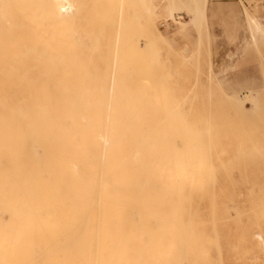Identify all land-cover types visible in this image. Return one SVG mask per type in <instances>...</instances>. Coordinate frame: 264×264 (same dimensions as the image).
<instances>
[{
    "label": "bare ground",
    "instance_id": "obj_1",
    "mask_svg": "<svg viewBox=\"0 0 264 264\" xmlns=\"http://www.w3.org/2000/svg\"><path fill=\"white\" fill-rule=\"evenodd\" d=\"M197 5L198 0H0V264H231L248 253L264 256L257 126L235 120L222 128L207 114L210 121L185 120L189 113H182L183 121L191 123H182L187 108L177 106L179 99L173 106L170 98L169 111L160 104L165 98L151 102L149 91L158 80L146 58L140 59L147 42L128 53L118 48L123 43L129 49L140 30L157 28V18L172 20L182 10L189 19L178 20L175 29L185 27ZM80 13L90 16L92 30L62 25ZM98 39L114 48L106 68L99 58L106 46ZM77 49L87 57L85 74L92 80L75 84L84 59ZM129 64L133 70L127 73ZM109 67L112 81L105 83ZM100 68L108 75L98 80ZM55 80L61 93L54 92ZM95 84L102 88L90 101ZM239 100L232 95L235 108ZM232 168L239 182L255 184L245 188L244 206L234 199Z\"/></svg>",
    "mask_w": 264,
    "mask_h": 264
},
{
    "label": "rangeland",
    "instance_id": "obj_2",
    "mask_svg": "<svg viewBox=\"0 0 264 264\" xmlns=\"http://www.w3.org/2000/svg\"><path fill=\"white\" fill-rule=\"evenodd\" d=\"M190 11H192L191 12L192 21L188 23L185 27L177 30L175 29V27L178 26V20L188 21L189 19V17L187 16V12L184 10L174 14L172 20L170 18L165 20L162 18H157L156 20L157 28L152 27L149 30H147V28L145 27L146 28L145 30L142 31L140 30V34L136 35V41H137L136 44L134 43L135 44L134 45L132 43L133 45L132 46L130 45L131 44L130 42L128 43L130 46L129 45L127 46L128 48L131 47V49L133 50L134 47L135 49L136 47H138L139 43L147 42L146 44H148L147 45L148 48H146V50L144 51L145 53L143 52V55H140V59L146 58V61L148 63V68L150 71L149 73L152 76V79L154 80V82L156 78L158 80V88L152 87V89L149 91L150 92L149 97L152 99L150 100L152 103L156 104L155 103L156 100L161 101V99L164 100L165 98L164 101L166 102L163 103L161 101L160 104H162L163 106L165 104L167 111H169L174 107H170L171 105L168 106L167 103L168 104L172 103V105L174 106L176 105L175 104L176 99H179L177 100L179 103V104L177 103L178 104L177 106L183 108L184 106L181 105L183 104L187 108V109H185V107L183 108L185 109L186 112L181 110L182 118L180 117V119L182 123H187L189 120L192 121V119L190 118L193 117H195V119L193 118L194 119L193 121H197L199 120L198 117L201 116V118L199 117L200 119L208 120V121L211 120L215 123H218L222 128L229 126L228 123L230 121H235V120L245 121L247 123H250L251 126H257L256 128H258V134H259L258 139L260 141V149H261L260 185H264V157H263L264 156V0H200V1L198 0V5L196 6V8L191 9ZM194 11H196V13ZM107 13L110 14L109 12ZM106 15L107 14H105V17ZM73 18H76L77 20H75L74 22L69 21L63 23L62 25L71 26L73 27L74 30L75 28L80 29L79 27L81 26L82 27L86 26V30L89 31L94 28L92 26H89V23H91L92 20L91 22H89L91 18L87 13L75 14ZM126 18L129 21V17ZM125 24L122 23L121 30L124 29ZM142 35L144 37H141ZM102 36L103 38H105L104 35L101 34V39ZM101 39H98L99 42L102 41V44L100 43L99 45L106 46L108 51L105 50L106 49L105 47H103L104 50L102 49V51H99L100 53L99 58L101 56L102 59L100 60L98 56H96L98 59L95 60L94 62L95 64L98 63L99 60L100 62L102 60L104 61L106 58L107 59L112 58L113 61L115 57L112 54L113 53L112 50H114L113 46H111V48L113 49L109 50L108 49L109 43L107 45L105 44V42H108V40H105L103 42V40ZM122 44H120L121 46H118V48H120L121 51L123 50L126 53L130 52V48L127 49V47H124L125 49L124 50L122 46H125V44L123 45ZM79 48L82 49L81 46ZM81 49H77V52ZM110 51L112 52L110 53ZM79 52H78V56L81 55V53L79 55ZM102 52H105L104 54L106 55L109 53L112 55H110L111 57H108L109 55L108 56L105 55L103 59V56L101 54ZM76 53H74L73 55H75ZM154 53L157 55H155ZM78 56L75 57H77L78 59ZM82 56H84L83 57L84 59L81 60L79 59L80 63L78 62L79 63L78 65L80 67L77 64H74L75 71H77L78 69L81 72L83 71V73L78 72L79 70L77 71L79 74H77L78 76H76L75 78V84L84 80V78H87L85 79L87 81L92 80L89 75L86 76L87 74H89L90 68L88 67H90V65L88 64V67H85L86 69L84 68V66H87L85 62L87 57H85L84 54L81 55V57ZM82 60H84L83 64L81 63ZM106 60L103 63L104 68H106L105 65L108 64L109 61H111L109 60L107 62ZM137 62L138 61L135 60L134 64H136L138 67L139 63ZM74 63H77V60ZM126 64L127 63H125L124 66L123 65L121 66H123V68H126L125 67ZM76 65L78 66V69H76L77 68ZM97 65L99 66V64ZM129 65L131 66H127V69H125L126 71L128 70L127 73H129L130 71L132 72L133 70L132 68H130L133 67L132 64ZM161 66L163 67V69H161L162 68ZM102 68H100V70H102ZM109 68L110 71L108 72L110 73L109 74L110 76L108 74H107L108 76L105 74V69L102 70L103 73H99L100 71L98 70L99 72L97 73L100 76H97V79L99 80L100 78L101 79L105 78L104 77L105 74V76L108 77V78L106 77V80L104 79L105 83L111 82L112 78L110 79L111 81L110 80L107 81V79H109L112 75L111 74L112 69L111 67ZM114 70L116 71V68ZM86 72L88 73L85 74ZM83 74L85 75V77L82 78ZM155 76L157 77L154 78ZM15 81L16 82L19 81L18 78ZM55 81H56L55 85L57 88V86H59L58 83L59 81L58 80ZM100 84L103 85V87L106 86V84L105 85L102 83ZM112 84L113 85L115 84L114 80ZM46 85H47V90H46L47 92L45 93V95L52 94L53 92L51 91H53V89H51L52 88L51 82L47 81ZM95 86L96 88L95 87L94 88L96 92L95 93L93 92L91 94L89 93L90 95L87 94V98L90 101H93L95 99V96L96 98L97 96H99L97 88L98 89L100 87L102 88V86L98 84H95ZM170 87L172 88L171 90L169 89ZM56 88H55L56 91L54 92L59 93L61 91L60 88L57 89ZM158 89L160 90L159 92L165 91V93L162 92L164 94L162 95V97L159 92L157 93ZM104 90H108V84H107V89L104 88ZM168 91H173V92H168ZM166 92H168V94ZM33 93L31 95L35 96ZM233 94L237 95L238 98L240 99L239 101H237L238 107L236 108L232 104ZM106 95L108 96V93H106ZM111 95H114V93L112 92ZM105 96L104 98H107V96L106 97ZM172 96H174L175 98V99H171L174 102L169 103V101H171L170 98H173ZM191 98H193L192 104H190L192 101ZM189 99L190 102L183 103L185 102V100L189 101ZM194 99H198L199 104L195 105L194 101L197 102V100ZM189 104L191 106L195 105V107H197L198 105V107H200V110L204 113L205 118H203L202 115L203 113L201 114V111H196L194 106L192 107L193 109H191L190 106H188ZM189 109H191V111ZM193 110H195L196 112ZM190 112H192V115H190ZM182 113H186V116L187 113H189L188 118L187 117L185 118V120L189 119L188 121L184 122L185 120L183 119V117L185 115L184 114L182 115ZM194 113H196L197 115H194ZM163 114H164L163 111L159 113V115H162L161 117L159 116L161 118V121ZM206 114L208 115L210 120ZM51 116H50L51 118L49 117L48 119L53 122L54 120L53 115L51 114ZM159 117L157 120L160 119ZM153 121L155 122V119ZM153 121L152 123H154ZM163 121H164V117H163ZM174 121H178V123L180 122L179 118H177V120L174 119ZM52 122L49 125L51 126L52 124V126H56L55 122L54 123ZM114 131H116V127ZM215 144L216 143L212 142L210 145L214 146ZM35 148L37 149L36 152L40 153L39 149L36 146ZM239 148H240L239 150L240 152H244L243 146H240ZM49 152L50 150L45 149V153H49ZM232 152H234V150H228L224 153H232ZM223 156H225V154H223L222 157ZM230 174L238 182L236 184L238 188L235 192L234 199L237 205L244 206L245 188L251 186L253 188L255 184L252 185L251 183L248 182H239L238 181L239 174L237 168H232L230 170ZM229 213L232 214L233 209H229ZM251 262H254V264H264V256L261 254L260 251L257 252L256 255L254 254L252 255L251 253H248L245 255L243 262L232 261L231 264H242V263L250 264Z\"/></svg>",
    "mask_w": 264,
    "mask_h": 264
}]
</instances>
